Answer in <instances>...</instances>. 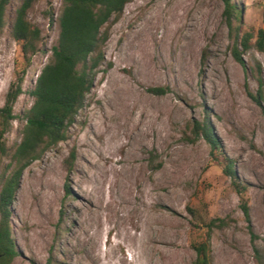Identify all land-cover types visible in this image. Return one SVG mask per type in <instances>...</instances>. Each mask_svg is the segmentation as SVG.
Instances as JSON below:
<instances>
[{"label": "rangeland", "instance_id": "obj_1", "mask_svg": "<svg viewBox=\"0 0 264 264\" xmlns=\"http://www.w3.org/2000/svg\"><path fill=\"white\" fill-rule=\"evenodd\" d=\"M23 1L11 0L0 35V107L23 61L11 33ZM235 2L242 32L256 35L264 0ZM61 11L62 0H36L28 12L45 52L27 68L5 136L11 151L34 103L29 91L58 42ZM223 11L221 0H132L113 18L104 47L112 66L99 74L70 139L22 175L12 264H193L201 243L210 246L211 264H257L249 226L264 245V101L249 93L264 97V54L253 47L245 66L235 60ZM155 87L168 91L155 95ZM204 119L214 151L190 129ZM229 161L243 195L225 173ZM8 164L1 159V168ZM80 200L95 211H77ZM218 219L228 225L211 224Z\"/></svg>", "mask_w": 264, "mask_h": 264}, {"label": "trees", "instance_id": "obj_2", "mask_svg": "<svg viewBox=\"0 0 264 264\" xmlns=\"http://www.w3.org/2000/svg\"><path fill=\"white\" fill-rule=\"evenodd\" d=\"M36 0H24L17 8L11 33L22 50L23 61L15 72L0 107V264H12L19 251L12 228L13 204L24 171L35 161L60 143L70 139V129L86 105V99L95 87L99 74L112 64H107L104 47L109 40V25L118 18L132 0H62V11L58 17L60 28L58 42L53 46L49 61L42 68L35 86L29 91L33 105L24 113L25 125L22 139L11 151L7 146L6 134L16 120L15 105L24 93L23 85L33 57L45 52L42 46L41 29L28 20V12ZM224 4L223 19L233 41L235 60L245 66L243 55L251 48L264 54V28L256 35L242 32L241 11L235 0H221ZM11 0H0V35L6 25V13ZM51 23L54 15H50ZM264 21V14H263ZM256 38L255 42L253 40ZM106 65L105 70H102ZM168 88L155 87V95L167 93ZM258 104L264 97L250 94ZM264 114V110H263ZM195 139H204L212 150L218 149L213 129L204 119L190 126ZM8 158L9 164L1 168V159ZM225 173L233 178L237 193L243 195L244 188L236 181L232 161L225 165ZM242 209L251 223L248 202L242 197ZM211 224L217 227L228 225L224 219ZM257 264H264V245L257 244L259 236L249 226ZM196 259L193 264H211V249L207 243L193 246Z\"/></svg>", "mask_w": 264, "mask_h": 264}, {"label": "bare ground", "instance_id": "obj_3", "mask_svg": "<svg viewBox=\"0 0 264 264\" xmlns=\"http://www.w3.org/2000/svg\"><path fill=\"white\" fill-rule=\"evenodd\" d=\"M83 201V200H82ZM81 200H80V202H78V203H76V205H75V207H76V210L77 211H81V210H83L85 207H87L88 209L90 208V209H93V204H91V201L90 200H86V201H83L82 202ZM97 208V207H96ZM93 211H95V209H93ZM97 211V210H96ZM92 212V211H91ZM98 212V211H97ZM113 215V214H112ZM118 217V216H117ZM126 218V217H125ZM116 220H119V221H116V223L117 222H119L120 224H122L123 223V221H124V217L122 216V217H119L118 219L116 218ZM73 221H74V223L76 224V226H78L79 225V223H78V221L76 220V219H73ZM114 223V222H113ZM80 230V229H79ZM85 230V229H84ZM87 231V230H86ZM84 234V233H83ZM86 234H87V232H86ZM89 236V235H88ZM142 241V238L141 237H139L138 238V241H139V243ZM96 246V245H95ZM95 248V247H94ZM92 249L93 248H91V255H92V258L94 257L93 256V252H92ZM94 251H95V249H94ZM164 257V259L166 258L165 256H163ZM96 259V258H95Z\"/></svg>", "mask_w": 264, "mask_h": 264}]
</instances>
